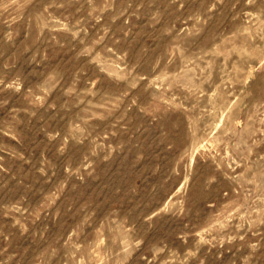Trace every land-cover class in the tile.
Returning a JSON list of instances; mask_svg holds the SVG:
<instances>
[{"label":"rangeland","instance_id":"1","mask_svg":"<svg viewBox=\"0 0 264 264\" xmlns=\"http://www.w3.org/2000/svg\"><path fill=\"white\" fill-rule=\"evenodd\" d=\"M0 264H264V0H0Z\"/></svg>","mask_w":264,"mask_h":264}]
</instances>
